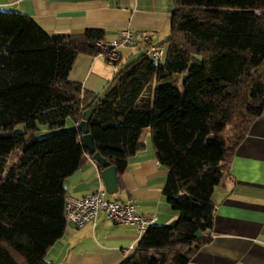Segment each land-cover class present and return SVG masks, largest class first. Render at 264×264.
<instances>
[{
	"label": "trees",
	"instance_id": "obj_1",
	"mask_svg": "<svg viewBox=\"0 0 264 264\" xmlns=\"http://www.w3.org/2000/svg\"><path fill=\"white\" fill-rule=\"evenodd\" d=\"M173 1L163 61L144 53L102 97L69 75L78 55L101 53L104 30L51 34L0 9V264H54L46 256L67 225L65 182L92 157L76 125L90 108L96 151L117 168L119 189L150 130L178 212L149 226L123 264H189L209 243L214 188L264 108V0ZM44 128L52 132L38 137Z\"/></svg>",
	"mask_w": 264,
	"mask_h": 264
},
{
	"label": "crops",
	"instance_id": "obj_2",
	"mask_svg": "<svg viewBox=\"0 0 264 264\" xmlns=\"http://www.w3.org/2000/svg\"><path fill=\"white\" fill-rule=\"evenodd\" d=\"M0 9L27 14L51 34L95 28L104 30L110 42L121 31L131 29L135 35L148 32L156 44L166 47L174 1L0 0ZM145 47L123 48L116 69L101 54H80L69 77L102 97L118 71L143 55ZM143 140L145 147L128 160L119 191L107 198L132 201L140 214L155 215L156 224L170 223L178 212L163 194L169 170L156 157L149 129ZM65 186L67 194L79 196L104 186L100 168L91 156L67 178ZM213 201L217 209L210 241L189 264H264V108L234 151L214 188ZM141 237L136 225L115 223L100 213L95 223L84 227L67 224L46 259L54 264H123L134 254Z\"/></svg>",
	"mask_w": 264,
	"mask_h": 264
},
{
	"label": "built area",
	"instance_id": "obj_3",
	"mask_svg": "<svg viewBox=\"0 0 264 264\" xmlns=\"http://www.w3.org/2000/svg\"><path fill=\"white\" fill-rule=\"evenodd\" d=\"M145 44V55L154 61H163L165 47L156 44L153 37L145 31L137 35L131 29L121 31L120 36L113 41H98L97 47L101 48L103 55L110 67L116 69L121 60V50L126 47H137ZM108 192L100 186L88 195L67 194L64 203V217L67 224L81 228L89 223H95L98 215L104 213L107 219L119 224H134L142 236L149 226L157 221L155 215L144 216L137 210L132 201H120L107 198Z\"/></svg>",
	"mask_w": 264,
	"mask_h": 264
},
{
	"label": "water",
	"instance_id": "obj_4",
	"mask_svg": "<svg viewBox=\"0 0 264 264\" xmlns=\"http://www.w3.org/2000/svg\"><path fill=\"white\" fill-rule=\"evenodd\" d=\"M186 76H184V80ZM95 108L86 109L82 113V119L77 123V127L82 132V142L86 149L92 154V159L100 167H104L101 171V179L108 194H115L119 191L117 168L107 161L99 151H96L95 141L89 130V122L93 116Z\"/></svg>",
	"mask_w": 264,
	"mask_h": 264
},
{
	"label": "rangeland",
	"instance_id": "obj_5",
	"mask_svg": "<svg viewBox=\"0 0 264 264\" xmlns=\"http://www.w3.org/2000/svg\"><path fill=\"white\" fill-rule=\"evenodd\" d=\"M72 128H74V124H73V122L71 120H68L66 126L64 127V129L70 130ZM17 129L18 130H22L23 126L19 125V126H17ZM51 132L52 131H49L46 128H44L43 130H41L40 132L37 133V136L38 137L46 136V135L50 134Z\"/></svg>",
	"mask_w": 264,
	"mask_h": 264
}]
</instances>
